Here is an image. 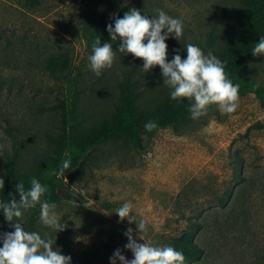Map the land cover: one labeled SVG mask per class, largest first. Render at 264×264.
<instances>
[{
  "label": "rangeland",
  "instance_id": "1",
  "mask_svg": "<svg viewBox=\"0 0 264 264\" xmlns=\"http://www.w3.org/2000/svg\"><path fill=\"white\" fill-rule=\"evenodd\" d=\"M232 5L233 0H42L26 10L18 0H0V171L15 157L31 178H49L53 166L42 158L54 149L64 109L72 121L99 122L117 100L119 81L131 72L141 79L145 97L170 96L159 66L144 73L117 52L99 77L88 67L93 35L114 27L115 18L136 8L151 19L159 8L182 19L180 41L166 40L170 62L176 54L186 59L188 43L212 52ZM56 51L70 59L62 77L42 64ZM246 79L264 86V56L253 57ZM60 194L54 211L64 231L40 223L39 205L18 222L52 239L53 250L70 255L71 264H111L117 249L133 258L124 247L125 232L131 227L136 238L137 225L119 222L115 213L125 202L132 203L137 219L148 221L142 235L156 245L176 248L187 236L204 249L201 259L186 264H263L264 104L248 92L239 95L234 113L222 115L211 105L199 119L189 115L144 136L142 148L131 140L108 141L75 181L65 179ZM11 231L6 220L0 233Z\"/></svg>",
  "mask_w": 264,
  "mask_h": 264
},
{
  "label": "clouds",
  "instance_id": "2",
  "mask_svg": "<svg viewBox=\"0 0 264 264\" xmlns=\"http://www.w3.org/2000/svg\"><path fill=\"white\" fill-rule=\"evenodd\" d=\"M157 15H141V11L131 8L124 13L123 18H115L114 27L107 26L111 41H118V47L113 49L111 42H101L99 36L92 44V54L88 56V67L99 77L103 70L110 69L116 59L117 51L120 54H131L134 58L143 60V71L148 73L159 66L163 77V85L170 91L172 100L180 102L188 100V112L193 120L207 114L208 107L216 105L221 114H232L239 107V84H234L225 72V64L211 51L207 54L191 43L186 47L187 57L182 59L179 54L167 59L168 45L166 40L170 36L180 41L183 36V21L165 13L162 9L155 10ZM253 56H264V37L252 48ZM255 87H259L256 84ZM144 128L151 132L158 128L155 121H148ZM71 161L65 159L59 169L61 175L69 169ZM4 179L0 178V189H4ZM30 188L25 189L24 183L18 182L15 186L19 193V200L15 195L7 202H0V210L5 219L12 225L14 231L0 233V264H71L70 255H62L59 250H53L52 239H44L36 231H27L18 222L24 212L39 205V221L44 226L53 228L56 232L64 231L66 225L60 223L55 210L56 205L42 200L48 188L36 178L30 181ZM119 222L125 219L137 225L138 234L134 238V230L129 227L125 232L128 243L124 246L130 250L133 258L127 259L120 249H117L110 258L111 264H186L182 251L172 246L156 245L146 239L144 233L148 231V221L133 215V205L125 202L115 212ZM142 241V242H138Z\"/></svg>",
  "mask_w": 264,
  "mask_h": 264
},
{
  "label": "trees",
  "instance_id": "3",
  "mask_svg": "<svg viewBox=\"0 0 264 264\" xmlns=\"http://www.w3.org/2000/svg\"><path fill=\"white\" fill-rule=\"evenodd\" d=\"M41 1L18 0V3L26 10H35L41 5ZM231 15L212 53L224 62L229 79L234 84H239V95L254 92L264 104V86L259 84L257 88L255 87L257 81L246 79L251 60L255 57L251 50L259 42L260 37H264V0H233ZM97 28L98 26L95 27ZM98 36L102 43L111 42L113 49H117L119 42L111 41L107 26ZM96 38L94 34L92 44ZM120 55L133 69H140L143 66L142 59L134 58L131 54ZM42 64L50 75L62 77L69 70L70 59L67 53L56 51L49 53ZM118 84L117 100L111 110L97 123L85 124L72 121V117H68L64 109L62 130L53 139L54 149L49 156L42 158L44 165L53 166L52 175L40 180V183L48 188L42 200H47L49 203L60 201L62 183L65 179L75 181L77 171L90 162L94 151L101 145L115 139L131 140L142 148L144 136L153 135L190 115L188 112L190 102L186 99L177 102L170 96L164 99L152 95L145 97L141 79L134 77L132 72ZM148 121H155L158 128L147 132L144 125ZM65 159L71 161V166L61 175L59 169ZM0 178L5 182L4 189H0V202H7L13 195L19 200V193L15 188L18 182L22 181L26 190L31 186L32 178L28 173L19 170L15 165V157L9 159L6 168L0 171ZM5 221L3 211L0 210V230ZM190 226L200 228L201 225L192 222ZM175 249L182 251L186 260H199L204 254V249L187 236L176 243Z\"/></svg>",
  "mask_w": 264,
  "mask_h": 264
}]
</instances>
